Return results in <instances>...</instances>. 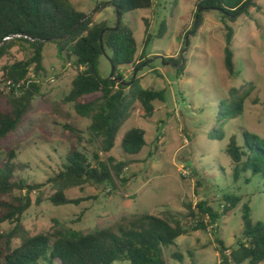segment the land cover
<instances>
[{"label":"rangeland","instance_id":"374dc122","mask_svg":"<svg viewBox=\"0 0 264 264\" xmlns=\"http://www.w3.org/2000/svg\"><path fill=\"white\" fill-rule=\"evenodd\" d=\"M196 1L153 0L151 9L124 16L123 22L135 32L139 44L137 60L143 64L140 69H121L124 81L130 83L137 72L136 78L145 89L166 91V101L154 103L152 117L146 115L139 102L135 103L114 150L108 154L100 152V140L91 136V120L78 116L71 104L63 102L77 72L58 58L55 45L46 46V72L38 78L42 90L35 99V109L21 121L10 141L0 145V166L14 153V161L24 166L15 173L16 180L40 186L31 194L33 205L22 218L30 236L60 230L84 234L103 229L118 232L144 214L164 216L170 211L181 218L187 213L185 204L202 201L222 211L223 196L233 194L241 202L228 217L222 218L218 229L192 232L165 250L168 264H219L216 239L224 241L227 248L235 247L242 238L241 209L245 204L250 205L254 222H264V179L249 173L235 181L231 160L225 153L233 137L240 144L245 133L264 138V0H253L258 8H250V16H241L233 23L223 22L218 11H205L202 26L190 34L195 27ZM70 5L97 24H116L108 0H70ZM163 22L167 33L159 39ZM228 27L234 30L235 76H230L225 68ZM147 34L151 41L145 48ZM143 52L146 59L141 60ZM13 54L17 60L25 58L17 49ZM110 55L107 51L99 61L103 77L112 72ZM145 60L148 62L144 64ZM6 64L7 60L0 62V79ZM30 77L35 76L31 73ZM233 90L249 94L244 112L233 120L222 119L221 103L231 102ZM0 107H5L3 101ZM57 107L70 114L68 120L53 112ZM67 122L80 132V139L64 129ZM134 128L145 131L147 144L139 155L128 156L121 142L125 133ZM218 134H223L224 139H215ZM73 144L90 157L98 152L104 161L114 157L129 165L121 179L114 178V187L88 185L72 190L68 193L71 198L85 201L56 207L50 198L57 190L49 179L63 169ZM20 193L25 194H16ZM12 228L9 223L0 224V244L1 234ZM20 244L16 240L13 247ZM174 253L182 254L183 261L174 260ZM38 264L50 263L42 260Z\"/></svg>","mask_w":264,"mask_h":264},{"label":"trees","instance_id":"16d2710c","mask_svg":"<svg viewBox=\"0 0 264 264\" xmlns=\"http://www.w3.org/2000/svg\"><path fill=\"white\" fill-rule=\"evenodd\" d=\"M108 1L115 15L117 12L121 15V23L116 30L117 20L113 27L97 24L90 16L76 11L70 0H0V62L7 60L0 79V101L5 103V107H0V145L10 141L21 121L35 109V99L42 90L38 78L46 72L47 45H55L58 58L77 72L63 102L71 104L78 116L91 120L89 132L93 139L100 140L101 153L108 154L114 150L117 137L129 120L135 103L139 102L146 115L152 117L154 103L166 101V91L145 89L140 79H134L135 73L129 86L116 80L122 78L124 81L121 69L133 66L140 69L143 66L137 60L139 44L135 32L123 22V18L134 11L151 9L153 0ZM196 7L195 27L190 34L202 26L205 11H218L223 22L233 23L241 16H250V8H258L253 0H197ZM166 33L167 25L163 22L158 32L159 39L164 38ZM150 38L148 35L145 48L149 46ZM233 39L234 30L228 27L224 52L225 68L230 76L236 75ZM15 49L25 54L23 60L14 57ZM107 51L115 68V80L101 74L99 61ZM140 59H146L144 52ZM147 62L145 60L144 64ZM183 69L184 66L178 72ZM31 73L34 78L30 77ZM28 80L31 81L29 88L19 92L1 87L8 81ZM232 93L230 103H221L223 109L219 116L222 119L233 120L244 112L249 94L237 93L236 90ZM53 112L64 120L70 117L60 107ZM64 129L81 138L80 132L68 122ZM215 137L224 139L223 134ZM146 144L145 131L134 128L125 133L121 148L128 156H137ZM225 153L231 160L235 181L249 173L252 177L264 179V138L245 133L240 144L233 137ZM15 157L14 153H10L0 166V224L13 226L10 231L1 234L0 264H38L42 260L50 264H168L165 250L174 246L178 238L192 232L218 229L222 218L228 217L241 202L239 196L225 194L222 211L202 201L185 204L187 213L181 218L170 211L164 216L144 214L135 217L128 227L118 232L103 229L84 234L60 230L53 234L30 236L22 218L33 205L31 194L40 186L16 180L15 173L24 166L16 163ZM128 165V161H117L114 157L104 161L98 152L90 157L73 144L63 169L49 179L57 190L50 202L56 207L80 205L85 199L71 198L70 191L88 185L114 187V178L121 179ZM18 191L25 194L17 195ZM40 202L38 197L37 203ZM241 212L243 233L235 247L227 248L224 241L216 239L219 264L264 263V222H254L249 204H245ZM16 240L21 244L14 248ZM173 258L182 262L184 256L174 253Z\"/></svg>","mask_w":264,"mask_h":264},{"label":"built area","instance_id":"2783aa9c","mask_svg":"<svg viewBox=\"0 0 264 264\" xmlns=\"http://www.w3.org/2000/svg\"><path fill=\"white\" fill-rule=\"evenodd\" d=\"M31 84V81L28 80V81H18V82H14V81H8L4 84V88L7 90V91H10L12 89H15L17 92H19L20 90L22 89H28L29 86Z\"/></svg>","mask_w":264,"mask_h":264},{"label":"water","instance_id":"95a60500","mask_svg":"<svg viewBox=\"0 0 264 264\" xmlns=\"http://www.w3.org/2000/svg\"><path fill=\"white\" fill-rule=\"evenodd\" d=\"M116 17H117V24H116V27L114 28L115 30L119 27V25H120V23H121V15L117 12L116 13ZM102 47V50H104V47H103V45L101 46ZM109 60H110V63H111V65H112V62H111V59L109 58ZM114 73H115V68L113 67V65H112V72H111V79L112 80H115L114 79ZM136 75H137V72H135V74H134V79L136 78ZM118 82H122L124 85H126V86H129L132 82H130V83H126L125 81H123V79L122 78H118V79H116Z\"/></svg>","mask_w":264,"mask_h":264}]
</instances>
